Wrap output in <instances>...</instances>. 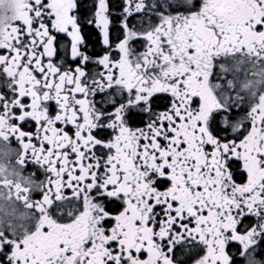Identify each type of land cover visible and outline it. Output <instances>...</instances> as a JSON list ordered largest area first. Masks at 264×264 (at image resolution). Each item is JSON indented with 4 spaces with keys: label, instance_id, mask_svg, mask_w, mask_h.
<instances>
[{
    "label": "snow or ice",
    "instance_id": "snow-or-ice-1",
    "mask_svg": "<svg viewBox=\"0 0 264 264\" xmlns=\"http://www.w3.org/2000/svg\"><path fill=\"white\" fill-rule=\"evenodd\" d=\"M0 264H264V0H0Z\"/></svg>",
    "mask_w": 264,
    "mask_h": 264
}]
</instances>
